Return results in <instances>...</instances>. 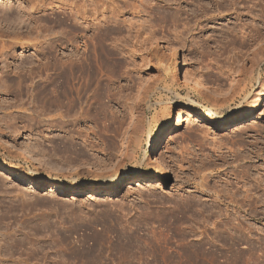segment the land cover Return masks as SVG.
<instances>
[{"label": "rangeland", "instance_id": "374dc122", "mask_svg": "<svg viewBox=\"0 0 264 264\" xmlns=\"http://www.w3.org/2000/svg\"><path fill=\"white\" fill-rule=\"evenodd\" d=\"M134 1L149 4L123 13L127 23L102 18L101 72L76 74L58 100L41 50L63 29L45 11L31 17L29 0H0V130L62 160L33 188L29 155L0 145V264H264V185L253 186L264 183V0H248L243 21L225 0H177L159 13L149 7L168 1ZM242 23L260 26L259 39L244 40ZM170 49L179 59L158 97L154 60ZM229 95L234 111L249 100L257 121L235 128L209 116L212 103L231 111ZM150 117L140 160L116 176L121 145Z\"/></svg>", "mask_w": 264, "mask_h": 264}, {"label": "bare ground", "instance_id": "6f19581e", "mask_svg": "<svg viewBox=\"0 0 264 264\" xmlns=\"http://www.w3.org/2000/svg\"><path fill=\"white\" fill-rule=\"evenodd\" d=\"M29 1H30V4L28 5L29 7L26 8V12L31 17L34 16L33 14H36V13L40 14L41 12L45 11L47 12V15H46L47 19H50L54 23L55 27H60L61 29H63L62 32L60 33L57 32L58 34L52 38L51 42H49L46 48H43L41 50L42 53L44 55H47L49 58L48 65L51 67V71H52L51 83L54 85V95L58 100L62 98L68 99L67 94L69 93V90H68L69 82L76 74L83 73L87 75H97L99 72H101L100 69H101V63H102V18H104L103 22L110 21V22H115L118 24H120L121 22L127 23V20H126L127 18L126 19L123 18L125 19L124 21H121V20L119 21V19L121 18L120 16L123 13H128L129 11H136V12L142 11L141 8L147 7L146 5L149 4V2L148 3L145 2L147 3L145 4L144 1H141V3L139 4V2L136 3V1L134 0H82V2L76 1L75 3H73V5L67 6L63 4L62 5L58 4L54 0H29ZM118 1L121 2V5L116 4V2ZM166 1H168L169 3L168 5L157 6V7L148 6V7L151 8V11L155 10L156 12L159 13L160 8H163L166 11L168 10L167 7L169 5L177 3V0H166ZM247 2L248 0H225V2L224 3L222 2L223 4H221L223 5V7L221 6L220 7L223 8L222 10H224L225 7L233 8L234 10L233 12L235 13L236 18L243 21L244 17H246L250 12H252V11H248V8H250V6H248ZM178 6H180V2H178L177 7ZM204 6L205 5L202 3L201 7L204 8ZM177 11L178 10L176 8L174 11L175 15L177 14ZM107 12L108 14L105 15ZM256 14L257 12L255 13V15ZM128 24H129V27L133 26V23H128ZM241 25L242 26H241L240 32L242 33V38L244 40H250L251 42H254L258 40L259 37L261 36L260 26H258L257 28L251 27L250 30L246 31L245 27L243 26L245 25V23H242ZM76 30L78 31V33L75 35V37L70 36L73 33V31H76ZM76 36H80L84 38L82 44L76 43V40H75ZM178 59L179 57L177 56L176 52H174L171 49L168 50V52L165 51V52H160L159 54H157V57L154 60V64L158 68V72L155 73L153 76V80H154L153 84L155 85V88L157 91L156 94L158 97H159L160 92L162 93L164 90H166L167 78L171 74V72L174 70V66L177 63ZM92 61H94L96 65L92 63ZM263 61L264 59L263 58L260 59L259 55L256 56V62H257L256 64L258 67L261 65ZM194 75L195 76H193L192 79L198 80L199 78L197 74H194ZM252 75L253 73L250 70V72L247 74L246 79H248L249 81L251 79V82L247 81L248 83L245 84V82L243 81L245 85L242 88L240 87L243 93H246L248 90L251 89V87L254 86L253 82L255 81H253L252 79H254L255 76L252 77ZM258 80H259V88H260L259 92L264 93V80H262L260 75L258 77ZM65 86L66 87L68 86V87L66 88ZM228 87L229 85L226 87H223L222 90H225V89L228 90ZM236 89L237 88H235V90ZM66 91H68V93H66ZM191 92L192 91H190V93ZM237 95L235 96L229 95L225 99L227 101L225 106L231 108L232 107L231 101H235L237 98ZM254 95L256 98L254 102L255 101L257 102L258 99L261 97V94H258V95L254 94ZM245 102L247 105L246 107H243L239 111H234L235 108L234 109L231 108V111L229 113L222 111L220 109V106H215V104L212 103L208 110V115L218 116L219 122L222 124L234 122L236 125H239V126H235V128H239L242 126H246L247 124L255 123L257 121L258 116H253V114H251V111H252V109H250L251 102L249 103V100ZM153 109H156V108L153 107ZM151 121L152 120L150 117L147 120L146 125L142 126V125L136 124L130 130L129 139L126 140V142L121 145L119 152L117 153V157L115 156L116 158H114L115 160L113 164L114 174L118 172L119 170L123 169V166H124L123 164H125L126 162L128 161L138 162L140 160V155H141L140 152H142L141 147H142L143 140L145 138V135L148 132H150L152 128ZM12 139H13L12 136L0 130V145L1 146L11 145L12 151L13 153H15L14 156L16 158H20L21 155L24 156V154L29 155V157L31 158V162L33 163L34 170H31L28 176V183H30V187L35 188L37 185L42 184L44 179L48 175V171L52 169L56 170V168H53V167L60 165V163L62 162L61 159L58 160L57 156L52 157L49 154H47V152L46 153L45 152L33 153L26 143L13 142ZM53 141H55V139H53ZM250 144H252V142ZM254 144L256 145V143ZM262 149L264 150V145ZM254 152L258 154L259 150L255 149ZM144 160L145 159H143V161ZM4 162L7 163V160H4ZM133 165L135 166V164ZM133 165L131 169L134 170L136 168ZM242 166H244V164H242ZM5 169H7V167H5ZM242 172H243L242 175L240 173L236 174L237 178H241V179L243 178L244 180H246L247 179L246 177L248 175V170H244ZM75 173H77L76 168L73 174ZM56 174H58V172H56ZM106 180L108 179H105L104 181ZM244 183L246 184L247 181H245ZM262 185H264V183H262L261 178H257L253 182L254 188L255 187L260 188ZM246 190L245 192H248ZM248 198H250V195L249 196L247 195L244 200H248Z\"/></svg>", "mask_w": 264, "mask_h": 264}]
</instances>
